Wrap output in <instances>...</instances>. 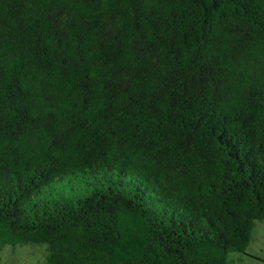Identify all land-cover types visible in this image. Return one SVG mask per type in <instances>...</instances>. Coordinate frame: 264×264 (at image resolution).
Instances as JSON below:
<instances>
[{"label":"trees","instance_id":"trees-1","mask_svg":"<svg viewBox=\"0 0 264 264\" xmlns=\"http://www.w3.org/2000/svg\"><path fill=\"white\" fill-rule=\"evenodd\" d=\"M262 220L264 0H0V251L234 264Z\"/></svg>","mask_w":264,"mask_h":264},{"label":"rangeland","instance_id":"rangeland-1","mask_svg":"<svg viewBox=\"0 0 264 264\" xmlns=\"http://www.w3.org/2000/svg\"><path fill=\"white\" fill-rule=\"evenodd\" d=\"M16 248L12 252L9 246H4L0 257L8 258L10 263L32 264L42 252L39 245H18ZM230 258L234 264H264V220L256 221L245 252L231 253Z\"/></svg>","mask_w":264,"mask_h":264}]
</instances>
